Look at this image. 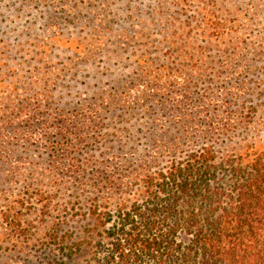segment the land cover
I'll list each match as a JSON object with an SVG mask.
<instances>
[{
	"label": "rangeland",
	"instance_id": "rangeland-1",
	"mask_svg": "<svg viewBox=\"0 0 264 264\" xmlns=\"http://www.w3.org/2000/svg\"><path fill=\"white\" fill-rule=\"evenodd\" d=\"M259 141L264 0H0V264H84L48 232L81 239L103 172Z\"/></svg>",
	"mask_w": 264,
	"mask_h": 264
},
{
	"label": "trees",
	"instance_id": "trees-1",
	"mask_svg": "<svg viewBox=\"0 0 264 264\" xmlns=\"http://www.w3.org/2000/svg\"><path fill=\"white\" fill-rule=\"evenodd\" d=\"M102 174L81 239L48 232L73 262L86 253L84 264H264V142L205 146L142 174L133 194ZM6 221L17 225L11 211Z\"/></svg>",
	"mask_w": 264,
	"mask_h": 264
}]
</instances>
